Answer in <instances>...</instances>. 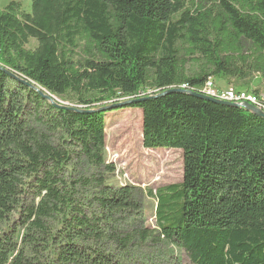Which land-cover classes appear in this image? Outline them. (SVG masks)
Instances as JSON below:
<instances>
[{
  "label": "trees",
  "instance_id": "obj_1",
  "mask_svg": "<svg viewBox=\"0 0 264 264\" xmlns=\"http://www.w3.org/2000/svg\"><path fill=\"white\" fill-rule=\"evenodd\" d=\"M253 75L264 77V0L8 3L0 264H160L148 255L165 245L191 264H264V117L193 95ZM128 107L141 109L144 148L182 153V180L146 192L155 228L139 221L140 188L105 182V114Z\"/></svg>",
  "mask_w": 264,
  "mask_h": 264
},
{
  "label": "rangeland",
  "instance_id": "obj_2",
  "mask_svg": "<svg viewBox=\"0 0 264 264\" xmlns=\"http://www.w3.org/2000/svg\"><path fill=\"white\" fill-rule=\"evenodd\" d=\"M11 1L18 2L20 9L30 12L31 0H0V10ZM37 45L36 40L29 39L25 46L32 49ZM83 55L79 50L75 56ZM187 71L194 73L196 64L189 63ZM220 89H247L264 93V77L251 76L245 83L225 81L212 78ZM55 97V96H54ZM60 104H68L55 97ZM123 100V99H122ZM110 101L98 103L108 105ZM141 109L121 108L105 114V161L112 164L113 171L104 172L105 182L114 187L133 185L142 190L141 215L139 221L144 226L155 228L156 200L146 192L167 184L179 183L182 180V153L180 149H148L141 143ZM148 250H141L137 256L142 260ZM149 262L160 264H191L184 250L165 245L155 249L148 255ZM137 257V258H138Z\"/></svg>",
  "mask_w": 264,
  "mask_h": 264
},
{
  "label": "built area",
  "instance_id": "obj_3",
  "mask_svg": "<svg viewBox=\"0 0 264 264\" xmlns=\"http://www.w3.org/2000/svg\"><path fill=\"white\" fill-rule=\"evenodd\" d=\"M180 88L187 89V86L183 84ZM200 92L206 96L234 104L241 105L243 103H249L258 110L264 112V93H258L246 89H220L214 84L212 78L205 81Z\"/></svg>",
  "mask_w": 264,
  "mask_h": 264
},
{
  "label": "water",
  "instance_id": "obj_4",
  "mask_svg": "<svg viewBox=\"0 0 264 264\" xmlns=\"http://www.w3.org/2000/svg\"><path fill=\"white\" fill-rule=\"evenodd\" d=\"M2 70L12 76H14L15 78H17L18 80L22 81L23 83H25L26 85L32 87L33 89L37 90V92L42 95L43 97L45 98H48V99H54L55 100V97L50 95L48 92H44L42 89L38 88L37 85L33 82H29V81H26V80H23V79H20L18 76H16L15 74H13L12 72L8 71L7 69L5 68H2ZM177 90H182V89H168L166 90L163 94H167V93H170V92H174V91H177ZM161 94V95H163ZM194 96H197V97H200V98H203V99H207L209 101H212V102H216V103H225V104H232V105H236V106H239V107H243L247 110H250L252 111L253 113L261 116V117H264V112H262L261 110H258L257 108H255L253 105L249 104V103H243L241 105L239 104H234V103H231V102H226V101H221V100H218V99H215V98H212V97H209V96H206V95H203V94H200V93H193ZM141 99H138V100H135V101H140ZM56 101V100H55ZM130 101H125V102H119V103H115L113 104L111 107L113 108H118V107H121L127 103H129Z\"/></svg>",
  "mask_w": 264,
  "mask_h": 264
}]
</instances>
